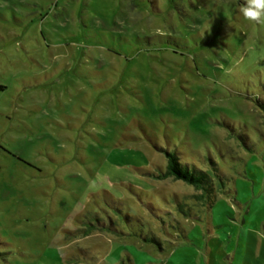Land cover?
<instances>
[{
    "label": "rangeland",
    "instance_id": "rangeland-1",
    "mask_svg": "<svg viewBox=\"0 0 264 264\" xmlns=\"http://www.w3.org/2000/svg\"><path fill=\"white\" fill-rule=\"evenodd\" d=\"M244 3L0 0V264H264ZM166 150L214 194L161 179Z\"/></svg>",
    "mask_w": 264,
    "mask_h": 264
},
{
    "label": "trees",
    "instance_id": "trees-1",
    "mask_svg": "<svg viewBox=\"0 0 264 264\" xmlns=\"http://www.w3.org/2000/svg\"><path fill=\"white\" fill-rule=\"evenodd\" d=\"M167 155V165L164 173L159 177H173L176 180H183L193 186L197 190H203L201 197L205 195L212 196L215 186L211 174L195 165H190L181 161L180 155L176 151H165Z\"/></svg>",
    "mask_w": 264,
    "mask_h": 264
},
{
    "label": "clouds",
    "instance_id": "clouds-1",
    "mask_svg": "<svg viewBox=\"0 0 264 264\" xmlns=\"http://www.w3.org/2000/svg\"><path fill=\"white\" fill-rule=\"evenodd\" d=\"M240 12L246 21L264 25V0H245Z\"/></svg>",
    "mask_w": 264,
    "mask_h": 264
}]
</instances>
